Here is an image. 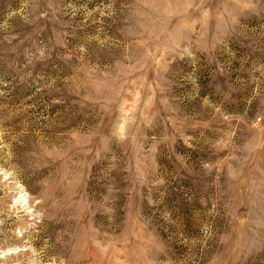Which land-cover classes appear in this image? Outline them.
Here are the masks:
<instances>
[{"label":"rangeland","instance_id":"374dc122","mask_svg":"<svg viewBox=\"0 0 264 264\" xmlns=\"http://www.w3.org/2000/svg\"><path fill=\"white\" fill-rule=\"evenodd\" d=\"M0 264H264V0H0Z\"/></svg>","mask_w":264,"mask_h":264}]
</instances>
